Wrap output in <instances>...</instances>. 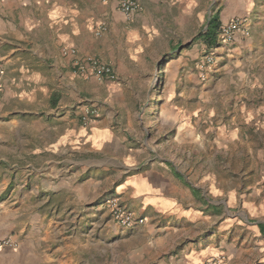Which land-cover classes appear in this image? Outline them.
<instances>
[{
    "label": "crops",
    "instance_id": "0c3cea01",
    "mask_svg": "<svg viewBox=\"0 0 264 264\" xmlns=\"http://www.w3.org/2000/svg\"><path fill=\"white\" fill-rule=\"evenodd\" d=\"M77 1L83 0H0V240L15 245L0 249V264H107L116 255L129 264H264V221L253 225L233 212L224 186L193 184L164 158L147 157L140 165L145 150L132 146L131 123H123L117 103L118 69L113 59L94 53L102 24H122L133 36L144 30L152 42L161 36L158 29H194L201 9L199 22L207 20L199 29L206 32L215 19L217 45L201 42L188 54L202 56L199 62L215 56L206 76L219 72L226 97L239 106L242 128L257 130L264 124V0H142L131 19L117 0H94L108 18L94 15L90 29L72 10ZM236 19L250 35L222 44L220 28ZM63 48L110 65L116 80L78 75ZM62 78L73 91L56 85ZM77 84L103 90L105 97H83ZM87 108L99 115L84 126ZM183 132L177 140L195 139L191 127ZM112 198L145 223L118 225L108 209Z\"/></svg>",
    "mask_w": 264,
    "mask_h": 264
},
{
    "label": "rangeland",
    "instance_id": "374dc122",
    "mask_svg": "<svg viewBox=\"0 0 264 264\" xmlns=\"http://www.w3.org/2000/svg\"><path fill=\"white\" fill-rule=\"evenodd\" d=\"M199 1L204 5V0ZM100 3L83 0L73 6L72 10L82 16L85 29L94 26V15L100 21L107 20L108 16L97 8ZM200 11L195 10L194 29H170L171 33L169 29H158L161 36L152 42L145 41L148 35L144 30L133 36L131 31L122 29V24L117 29L108 27L98 37L94 53L108 63L113 59L118 69L117 86L121 92L117 103L121 105L123 123H131L130 133L135 139L132 146L145 150L138 160L140 165L147 157L164 158L172 167L178 166L193 184H211L221 189L224 186L232 211L255 225L264 221V124L260 122L257 130L242 128L239 106L235 99L226 97L219 72L202 80V56L192 59V53L188 54L193 46L203 42L198 37L205 30L207 18L203 16L199 22ZM199 24L203 25L201 29ZM168 38L172 39L170 46ZM191 41L188 49L175 51ZM129 53L134 58H128ZM66 77L72 80L67 74ZM64 81L56 79V85L61 82V88L68 93L73 91V87L63 86ZM76 88L83 97H105L103 90L95 87L93 90L77 84ZM187 127L193 129L195 139L177 140L176 134L182 129L185 133ZM113 168L116 175L120 168L117 163ZM249 204L252 207L246 210L244 206ZM129 263L123 255L108 258L107 262Z\"/></svg>",
    "mask_w": 264,
    "mask_h": 264
},
{
    "label": "built area",
    "instance_id": "2783aa9c",
    "mask_svg": "<svg viewBox=\"0 0 264 264\" xmlns=\"http://www.w3.org/2000/svg\"><path fill=\"white\" fill-rule=\"evenodd\" d=\"M119 3V8L122 14L127 18L131 19L136 16L142 10V0H117ZM107 27L102 24L96 30L97 36H102L106 33ZM242 33L245 36L250 35L249 29L245 27V23L241 20H232L228 24L222 26L219 32V41L222 44H232L235 41L236 35ZM62 55L64 57L74 58V68L75 72L86 78V79H96L98 82L104 81H115L117 78L116 72L114 69L102 62L97 58H78V52L75 49H62ZM215 56L212 54L205 58L203 63L200 66V71L202 74V79L205 80L206 74L209 72L210 67L215 64ZM2 73L0 70V79ZM1 93V88H0ZM99 113L97 109L87 108L85 109L82 116V123L84 126H88L93 120L98 117ZM108 209L113 220L125 229H132L137 226H142L145 223L144 219L136 217L133 213L125 210L120 204L117 198H112L108 201ZM6 247H15L14 243L10 239H1L0 240V249Z\"/></svg>",
    "mask_w": 264,
    "mask_h": 264
},
{
    "label": "trees",
    "instance_id": "16d2710c",
    "mask_svg": "<svg viewBox=\"0 0 264 264\" xmlns=\"http://www.w3.org/2000/svg\"><path fill=\"white\" fill-rule=\"evenodd\" d=\"M217 33H218V24L216 20L212 19L209 28L206 32H203L199 35L198 39L203 40L205 45L211 49L217 45Z\"/></svg>",
    "mask_w": 264,
    "mask_h": 264
},
{
    "label": "water",
    "instance_id": "95a60500",
    "mask_svg": "<svg viewBox=\"0 0 264 264\" xmlns=\"http://www.w3.org/2000/svg\"><path fill=\"white\" fill-rule=\"evenodd\" d=\"M207 30V29H206ZM181 50V49H180Z\"/></svg>",
    "mask_w": 264,
    "mask_h": 264
}]
</instances>
